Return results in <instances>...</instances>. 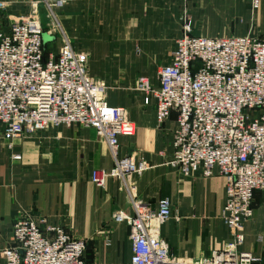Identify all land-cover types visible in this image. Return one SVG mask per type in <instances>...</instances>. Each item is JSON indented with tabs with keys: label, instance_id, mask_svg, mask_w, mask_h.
<instances>
[{
	"label": "built area",
	"instance_id": "built-area-1",
	"mask_svg": "<svg viewBox=\"0 0 264 264\" xmlns=\"http://www.w3.org/2000/svg\"><path fill=\"white\" fill-rule=\"evenodd\" d=\"M66 0H33L24 17H4L0 2V138L12 141L61 125L94 128L108 146L114 167L92 172V183L104 188L119 180L129 194L133 212L116 210V223L130 227V264H260L261 258L241 251L244 226L254 217L256 192H264V41L253 35L206 38L192 35V20L182 15L183 35L177 39L172 63L162 67L158 85L138 78L135 90L148 105L156 102L161 125L176 111L173 158L170 165L183 176L201 171L210 178L217 169L226 180L222 220L231 240L207 258L184 260L171 254L161 236L171 218L168 198L157 209L138 198L134 174L148 169L134 155L120 156L119 137H134L137 126L128 111L108 105L107 86L89 72V56L76 52L56 11ZM47 34L62 41L55 55L46 50L40 7ZM260 0H252L258 10ZM18 161L20 155L13 156ZM11 245L0 252L5 264H88L87 242L63 226L20 214Z\"/></svg>",
	"mask_w": 264,
	"mask_h": 264
},
{
	"label": "crops",
	"instance_id": "crops-1",
	"mask_svg": "<svg viewBox=\"0 0 264 264\" xmlns=\"http://www.w3.org/2000/svg\"><path fill=\"white\" fill-rule=\"evenodd\" d=\"M32 1L0 0L4 17H24ZM40 10L45 20L44 6ZM56 13L73 49L88 54L90 75L106 84L108 105L127 109L137 126L134 137H119L120 156L147 162L145 172L132 176L140 200L153 209L161 199L170 200L172 216L161 236L171 254L209 257L231 240L221 218L226 180L217 169L206 178L201 171L183 176L170 165L178 113L160 125L155 100L147 105L135 85L140 77L158 85L159 71L171 65L183 35L184 13L195 37L253 35L264 41V0L258 10L252 0H66ZM46 44L55 55L62 48L59 37L49 36ZM113 167V155L92 127L61 125L11 142L0 138V252L14 239L15 219L25 214L86 240L88 264H130V227L112 218L116 210L133 212L129 194L117 179L108 178L104 188L91 180L94 170ZM253 209L241 251L264 264V192L255 193ZM0 264H5L1 255Z\"/></svg>",
	"mask_w": 264,
	"mask_h": 264
},
{
	"label": "rangeland",
	"instance_id": "rangeland-1",
	"mask_svg": "<svg viewBox=\"0 0 264 264\" xmlns=\"http://www.w3.org/2000/svg\"><path fill=\"white\" fill-rule=\"evenodd\" d=\"M46 16V15H45ZM42 20H43V24H44V28H45V33H44V35H43V40H44V42L45 43H47L48 42V34H47V29L49 28L48 27V23L50 22L48 19H47V17H45V20L42 18ZM50 49V48H49ZM46 50H48V47L46 48Z\"/></svg>",
	"mask_w": 264,
	"mask_h": 264
},
{
	"label": "water",
	"instance_id": "water-1",
	"mask_svg": "<svg viewBox=\"0 0 264 264\" xmlns=\"http://www.w3.org/2000/svg\"><path fill=\"white\" fill-rule=\"evenodd\" d=\"M48 39H49V37H48Z\"/></svg>",
	"mask_w": 264,
	"mask_h": 264
}]
</instances>
